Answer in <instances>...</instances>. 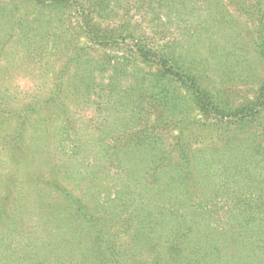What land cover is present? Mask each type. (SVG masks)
I'll use <instances>...</instances> for the list:
<instances>
[{"label":"rangeland","instance_id":"374dc122","mask_svg":"<svg viewBox=\"0 0 264 264\" xmlns=\"http://www.w3.org/2000/svg\"><path fill=\"white\" fill-rule=\"evenodd\" d=\"M255 4L0 0V264H264V106L225 124L135 46L235 106Z\"/></svg>","mask_w":264,"mask_h":264},{"label":"trees","instance_id":"16d2710c","mask_svg":"<svg viewBox=\"0 0 264 264\" xmlns=\"http://www.w3.org/2000/svg\"><path fill=\"white\" fill-rule=\"evenodd\" d=\"M77 1V0H74ZM256 1L258 5V0ZM260 6V5H259ZM257 10V8H256ZM259 11V10H258ZM264 15V14H263ZM255 31L258 34L256 41L253 44L254 50L258 59L263 61L264 59V20L256 22ZM128 36H121L120 41L116 38L110 40H98L99 43H118L124 42ZM129 37H131L129 35ZM93 39V38H92ZM260 39V40H258ZM136 46V53L139 58L151 62L157 71H149L151 79L153 81L175 78L185 92L190 96L193 104L203 113L212 115L217 120L224 122L225 124L233 122L234 124H246L252 122L259 116L261 108L264 106V79L261 83L252 89L253 97L243 100L233 106L227 104L226 99L222 96L223 91L211 93L204 87H202L197 81V75L193 74L188 67L178 64L174 61L171 55L161 54L159 57H149V51L142 46ZM263 58V59H262ZM162 72V73H160ZM171 76V77H170ZM221 94V95H220ZM218 95V96H217Z\"/></svg>","mask_w":264,"mask_h":264}]
</instances>
